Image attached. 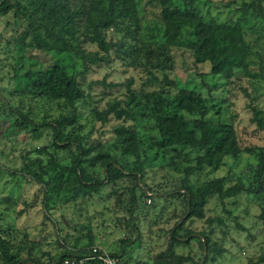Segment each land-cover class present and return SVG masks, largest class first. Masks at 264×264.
<instances>
[{
  "label": "trees",
  "instance_id": "16d2710c",
  "mask_svg": "<svg viewBox=\"0 0 264 264\" xmlns=\"http://www.w3.org/2000/svg\"><path fill=\"white\" fill-rule=\"evenodd\" d=\"M262 1L241 2L234 9L235 20L223 22L215 18L201 0H146L147 5L157 10L153 28L146 27L157 34H148L146 39L141 34L138 0L0 1V16L10 12L19 15L31 36V43L18 39L13 42L17 62L12 67L11 92L16 106L11 113L20 116L13 121L14 129L30 131L37 137L43 129L51 132L49 143L35 150V158L24 160L18 169L0 166V172H8L13 180L21 178L27 185H36L42 196L43 210H49L55 203L64 205L80 198H102L110 187L125 179L131 184L125 205L128 216L122 218L128 234L120 240L119 253L90 246L91 241L89 247L65 249L45 262L31 257L25 261L14 260L4 252L6 264H62L66 258L90 255L93 247L99 254L105 252L116 264H208L215 260V255H221L212 254L214 251L204 232L194 234L185 222L203 219L204 206L213 198L222 202L245 194L252 199H263L264 146L243 147L231 123L223 118L215 123L205 120L208 101L215 98L212 88L207 89L205 96L186 88L167 91L169 87H177L168 72L173 67V50L188 52L194 58L200 52L202 61L210 66L209 73L223 80L222 87L228 98L233 87L251 98L243 84H250L253 79L264 81ZM109 32L112 35L108 36ZM258 40H262V47L256 44ZM85 44L96 46V56L82 58L75 74L59 60L43 69L39 61L25 56V50L31 47L54 56L76 55ZM112 56L120 60L124 68L145 77H141L139 89L132 88L133 79H126L127 104L114 98L103 110L90 109L101 122L97 130L100 136L109 134L104 140L93 139L94 128L86 134L79 119L80 106H88L90 99L83 89L84 78L90 65L107 63ZM41 101L58 112L56 118L36 122L30 118L29 109H22ZM249 108L253 113L250 121L256 123L257 129H263L261 111L253 104ZM184 114L195 117L187 118ZM112 119L118 123L112 125ZM137 119L152 122L155 132L148 139L135 129ZM106 125L108 132L103 130ZM146 146L161 152L182 174L178 180L174 178L171 188L163 194H171L182 202L185 219L177 220L169 230L165 248L155 253L149 246L144 259H140L145 244L140 242L137 219L145 211L143 198L147 199L149 193L147 186L142 187L140 182L148 160ZM244 153L257 158L251 181L236 180L230 185L226 177L198 181L197 175L204 169H217L225 165L227 158L237 160ZM137 189H141L140 194ZM107 193L105 197L110 194ZM114 194L117 196L115 205L123 206L116 191ZM153 195L149 194L150 199ZM4 200L9 201V198ZM24 206L23 210H27L30 204L24 203ZM260 209L259 219L264 224V205ZM218 222L222 221L218 218ZM132 232L136 234L134 239L129 236ZM193 239L199 241L198 259L176 251L177 247L189 246ZM135 243L136 256L122 259L126 247ZM0 248L4 251L1 240ZM261 262L264 263V257ZM94 264L105 263L97 260Z\"/></svg>",
  "mask_w": 264,
  "mask_h": 264
},
{
  "label": "rangeland",
  "instance_id": "374dc122",
  "mask_svg": "<svg viewBox=\"0 0 264 264\" xmlns=\"http://www.w3.org/2000/svg\"><path fill=\"white\" fill-rule=\"evenodd\" d=\"M1 1V0H0ZM139 17L141 20L143 38L148 34H157L146 27L151 26L157 10L145 3L146 0H138ZM246 0H201L209 8L212 15L219 21L228 22L235 20L234 9ZM264 5V0L262 1ZM25 21L12 12L7 16H0V166L5 169L21 168L24 160L35 158V150L49 143L51 132L48 129L41 130V136L37 137L30 131L14 129L13 121L20 116L11 113L16 106L15 98L11 92L13 87L17 55L13 42L15 39L25 43H31L29 29ZM264 27V25H262ZM112 32L108 33V36ZM254 35V34H253ZM255 41L254 37L250 38ZM256 44L260 47L262 40ZM95 45L85 44L76 55H53L34 48H27L25 56L41 63L43 69H47L55 61L59 60L75 74L81 67V59L96 56ZM173 67L168 72L169 78L175 82L176 88H168L167 91H177L181 88L200 91L204 96L207 89L212 88L214 99L208 101L209 112L206 121L215 123L222 118L231 123L237 133L238 142L243 146H264V128L257 129L256 123L250 121L252 112L249 105H254L261 111L264 122V81L253 79L250 84L244 83L251 98L247 97L238 88L232 90L229 98L222 87L223 80L213 77L208 63L202 60V54H192L184 51H174ZM196 61V62H195ZM203 75L204 77H201ZM145 77L142 73L136 74L131 69H126L121 61L112 56L107 63H97L89 66L85 74L83 89L90 96L89 105L80 106V123L87 134L94 128L91 138L102 140L109 137L108 133L100 136L97 131L101 125L91 112V108L103 110L107 102L114 98L123 100L127 104L126 79H133L132 88L139 89ZM206 84L207 86H205ZM110 85H113L110 87ZM149 90V89H147ZM205 93V94H204ZM22 109L30 110V118L33 121L51 120L57 117L58 112L50 108L46 103L32 104ZM185 117L191 118L195 116ZM12 120V122L10 121ZM19 120V119H18ZM11 123H10V122ZM118 121L112 119L111 124ZM135 129L141 136L148 139L154 134L152 122L148 119H137L134 122ZM109 126L103 130L108 132ZM147 148L148 160L144 166V173L140 179L141 185L147 186V199L145 211L137 219V225L141 233L140 242L145 244L139 258L144 259L149 246L157 253L165 248L168 241L169 230L174 223L185 219L182 202L171 194H163L171 188L174 178L182 175L169 163L170 160L154 148ZM193 155V154H192ZM178 163L180 160H175ZM257 165L256 156L244 153L239 159L227 158L225 165L217 169L206 168L197 175L198 181L213 178L226 177L228 185L236 180L245 183L251 181ZM129 180L120 181L108 196L103 193L102 198H80L75 202L60 205L55 203L49 210L42 209V196L36 185H27L20 179H12L8 172H0V240L3 242L4 251L0 248V264H6V252L14 260H27L28 257L39 259L42 262L51 260L56 254L65 249H79L90 246L99 247L107 252H120V240L127 236V229L122 218H127L125 205H127ZM152 189V191H150ZM138 194L141 189H137ZM123 206L115 205L117 196ZM154 194L151 197L149 194ZM158 194H162L158 195ZM9 198V201L4 200ZM181 198V197H180ZM264 199V198H263ZM252 199L240 194L235 198L225 199L222 202L216 198L211 199L204 206L203 219L186 220L185 226L194 234L204 232L210 240L212 254L215 260L208 264H264V224L259 219L260 206L264 200ZM24 203L30 204L27 210ZM182 217V218H181ZM218 218L222 221L218 222ZM212 222L210 223V221ZM132 239L135 232L129 233ZM91 239V240H90ZM216 245H212V244ZM136 243L126 247L124 255L136 256ZM153 246V247H152ZM89 247V246H88ZM146 247V248H145ZM176 251L189 254L198 259L200 255L199 241L193 239L189 246L177 247ZM5 257V258H4Z\"/></svg>",
  "mask_w": 264,
  "mask_h": 264
},
{
  "label": "built area",
  "instance_id": "2783aa9c",
  "mask_svg": "<svg viewBox=\"0 0 264 264\" xmlns=\"http://www.w3.org/2000/svg\"><path fill=\"white\" fill-rule=\"evenodd\" d=\"M98 249L93 247L90 255L86 256H73L63 260L62 264H94L97 260L103 261L105 264H116V261L109 258L105 252L99 254ZM32 264V263H25Z\"/></svg>",
  "mask_w": 264,
  "mask_h": 264
}]
</instances>
